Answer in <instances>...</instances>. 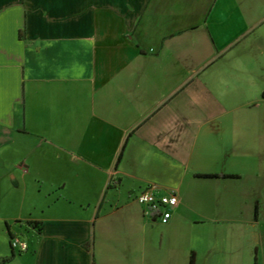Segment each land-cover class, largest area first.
<instances>
[{"label": "crops", "instance_id": "1", "mask_svg": "<svg viewBox=\"0 0 264 264\" xmlns=\"http://www.w3.org/2000/svg\"><path fill=\"white\" fill-rule=\"evenodd\" d=\"M191 256L264 264V0H0V261Z\"/></svg>", "mask_w": 264, "mask_h": 264}, {"label": "built area", "instance_id": "2", "mask_svg": "<svg viewBox=\"0 0 264 264\" xmlns=\"http://www.w3.org/2000/svg\"><path fill=\"white\" fill-rule=\"evenodd\" d=\"M136 202L144 208L145 215H155L159 217L162 224L168 223L171 218V209L176 207L178 201L174 193L161 195L154 186L140 193ZM10 247L16 252H26L28 244L18 236H13L10 240Z\"/></svg>", "mask_w": 264, "mask_h": 264}, {"label": "trees", "instance_id": "3", "mask_svg": "<svg viewBox=\"0 0 264 264\" xmlns=\"http://www.w3.org/2000/svg\"><path fill=\"white\" fill-rule=\"evenodd\" d=\"M196 178H198V179H217V178H219V176L197 175ZM27 226L29 228H32L33 230H36L37 232H40V230H41V225H40V223H37V222H28L27 223ZM12 237L13 236H10L9 240H11ZM9 246H10V241H9ZM10 249H11V252L13 253L14 250L11 247H10ZM18 253L21 254L20 252H18ZM9 261H10V258H8V259H2L0 261V264H6ZM189 264H194V261H193V257L192 256L190 257Z\"/></svg>", "mask_w": 264, "mask_h": 264}, {"label": "rangeland", "instance_id": "4", "mask_svg": "<svg viewBox=\"0 0 264 264\" xmlns=\"http://www.w3.org/2000/svg\"><path fill=\"white\" fill-rule=\"evenodd\" d=\"M11 225L15 228L14 223H12ZM16 230H18V231L22 230V232H23V229H21V228L20 229L17 228Z\"/></svg>", "mask_w": 264, "mask_h": 264}]
</instances>
